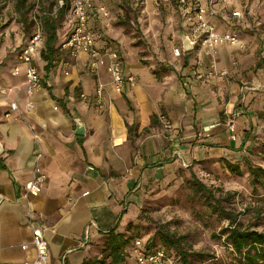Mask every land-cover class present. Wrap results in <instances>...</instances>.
Wrapping results in <instances>:
<instances>
[{
    "label": "crops",
    "instance_id": "crops-1",
    "mask_svg": "<svg viewBox=\"0 0 264 264\" xmlns=\"http://www.w3.org/2000/svg\"><path fill=\"white\" fill-rule=\"evenodd\" d=\"M137 1H142L144 13L161 6L177 12L172 18L177 29H169L173 38L165 52L141 55L127 36L110 28L113 3L123 8L121 0H93L89 20L98 51L119 52L124 75L135 78L122 92L113 86L106 56L95 70L91 54L73 55L62 48L73 30L66 14L58 23L50 60L44 58L46 35L35 54L41 87L29 96L20 54L35 30V16L32 26L22 17L18 23L5 20L0 31V264L35 260L32 216L45 229L50 264H82L98 254L105 232L116 227L123 231L136 220L147 190L167 183L180 169L250 150L257 143L264 114V0H206L216 10L211 23L221 33L235 31L244 46L225 43L212 51L197 44L187 53L182 34H190V22L180 8L160 0ZM29 4L34 14L50 5V11L58 12V0H27L20 6L15 0L17 11L10 10V17L18 11L23 16ZM101 4L109 9V19L98 11ZM236 11L243 16L233 17ZM178 48L180 56L175 54ZM213 62L229 71L227 78L198 77ZM100 83L105 87L102 104L96 101ZM235 109L241 115L233 139L227 123ZM162 115L172 129L164 128ZM78 119L85 125L84 135L76 134ZM38 154L48 180L38 196L26 198ZM25 243L27 249L21 247Z\"/></svg>",
    "mask_w": 264,
    "mask_h": 264
},
{
    "label": "rangeland",
    "instance_id": "rangeland-1",
    "mask_svg": "<svg viewBox=\"0 0 264 264\" xmlns=\"http://www.w3.org/2000/svg\"><path fill=\"white\" fill-rule=\"evenodd\" d=\"M121 1L126 5L123 8L120 7L121 3L119 5L113 3L114 20L110 28L120 30L127 36L132 47L141 50V55L156 52V56L160 52H165L167 41L173 38V33H169V29L171 27L177 29L172 20L177 16L175 9L161 6L153 12L144 13L142 1ZM14 5L15 0H0V31L7 25L4 24L7 18H11L8 24L22 21L20 12L15 14L17 7ZM51 8L52 5L50 8L49 6L37 8L35 14L32 13L33 10L29 11L26 24L32 26V16L38 17L42 15V11L49 12ZM13 9L15 12L13 11L14 14L10 17V10ZM259 136L260 144L256 146V156L248 158L252 164L264 166V153L259 151L260 148H264L262 146L264 128ZM244 168L242 175H236L226 171L217 162H201L193 168L176 171L167 183L156 184L146 191V199L140 213L135 221H131L142 224L141 238L137 239L147 240L153 233L156 223L164 224L176 234L185 236L186 242L193 250L215 254L216 259L213 258L206 264H230L233 259L232 251L227 246L225 237L221 235V231L227 228L229 223L213 214L209 207L210 203H206L202 193L194 191L192 174L213 189L223 208L233 212L238 223L264 231V186L252 184L247 165ZM146 217L148 218L145 219Z\"/></svg>",
    "mask_w": 264,
    "mask_h": 264
},
{
    "label": "built area",
    "instance_id": "built-area-1",
    "mask_svg": "<svg viewBox=\"0 0 264 264\" xmlns=\"http://www.w3.org/2000/svg\"><path fill=\"white\" fill-rule=\"evenodd\" d=\"M160 1L162 3H175L180 8L183 16L190 22V34H188L198 45L205 46L212 51H215L219 44L225 43L237 47L244 46L241 38L235 31L221 33L216 29L214 24L211 23L209 18L212 14L214 15L216 13V10L211 8L206 3V0ZM68 4L67 17L73 22V30L63 42L62 48L69 50L73 55H76L79 52H87L91 54L93 57L91 67L95 70L100 68V64L104 61V56H106L108 58V66L113 79V86L117 92H122L125 84L127 82L134 83L135 78L133 76L127 77L124 75L123 61L119 52L113 50L100 53L98 51L94 33L89 27L93 0H68V2L66 0H58V10ZM97 9L103 18L109 19L110 11L105 4H101ZM43 15L34 17L35 30L20 54V59L25 65V91L29 96L33 95L41 87V76L35 65L34 57L39 46L45 39ZM232 16L240 18L243 16V13L241 11H236L232 13ZM175 54L180 56L182 54L181 49H175ZM19 71L20 68L16 67V72L18 73ZM228 75V70L217 68L216 63L213 62L210 69L205 73H199L198 77L210 80L224 79L228 77ZM247 89H249V86H244V91ZM82 97L86 98V95L82 94ZM104 97L105 87L104 84L100 83L96 89L97 103L102 104L104 102ZM11 107L13 110H16L18 108L17 103H12ZM28 107H33L32 102L28 103ZM240 115V110L235 109L228 117V130L233 139L237 138L236 123ZM160 121L164 128H173L172 122L165 115L160 116ZM41 158L42 156L39 154L36 156L37 161L34 167V178L29 180L25 186L24 196L26 198L38 196L48 180V176L40 164ZM29 228L32 232L31 244L34 245L36 250L35 260L31 264H50V248L45 237V229L33 216L30 220ZM28 245V243H25L22 244L21 247L27 249ZM133 253L135 256V264H177L168 256L166 251L162 249L156 251L147 250L145 248V241L142 239L135 241Z\"/></svg>",
    "mask_w": 264,
    "mask_h": 264
},
{
    "label": "trees",
    "instance_id": "trees-1",
    "mask_svg": "<svg viewBox=\"0 0 264 264\" xmlns=\"http://www.w3.org/2000/svg\"><path fill=\"white\" fill-rule=\"evenodd\" d=\"M25 1L27 2V0H18V6ZM66 1L68 2V0ZM24 5L22 4V7ZM68 6L69 4L60 8L55 14L51 15L53 11H50V15H43L45 35L47 36V53L44 55L46 60H50V55L56 50L53 44L57 40V26L62 17L67 14ZM33 8L34 5L29 4V8L22 12L24 21L28 19V12ZM263 115L262 129L264 128ZM260 137L250 150L244 151L243 148L237 151L234 150V152L218 158L204 159L199 161L198 164L209 161L217 162L226 171L236 175H242L245 171L244 166L247 165V172L250 174L252 184L264 186V166L252 164L248 158L249 156H256L255 149L260 144L258 143ZM262 146L264 147V144ZM260 150L264 153V148H260ZM192 185L194 191L202 193L206 203H210L209 207L212 213L217 214L219 219H225L229 223L228 227L221 231V235L225 237L226 244L232 251L233 259L230 264H264V231L245 227L243 224L238 223L236 215L223 208L213 189L204 184L195 174H192ZM141 230V222L138 224L131 222L123 231H119L116 227L105 232L98 244V254L85 259L82 264H135L133 247L135 240L141 238ZM144 241L147 250L162 249L177 264H206L209 260L216 259L215 254H209L203 250H193L186 242L185 236L176 234L164 224L156 223L153 233Z\"/></svg>",
    "mask_w": 264,
    "mask_h": 264
},
{
    "label": "water",
    "instance_id": "water-1",
    "mask_svg": "<svg viewBox=\"0 0 264 264\" xmlns=\"http://www.w3.org/2000/svg\"><path fill=\"white\" fill-rule=\"evenodd\" d=\"M182 43H183V51L185 53L191 52L195 49L197 43L193 41L190 37V35L186 32L182 34ZM77 135H84L86 133V128L84 123H82L79 119L77 120ZM3 153V146L0 142V155Z\"/></svg>",
    "mask_w": 264,
    "mask_h": 264
}]
</instances>
